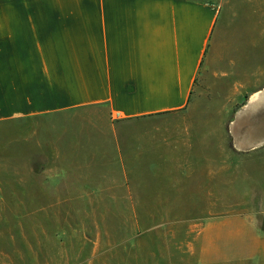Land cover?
<instances>
[{
	"label": "crops",
	"instance_id": "obj_1",
	"mask_svg": "<svg viewBox=\"0 0 264 264\" xmlns=\"http://www.w3.org/2000/svg\"><path fill=\"white\" fill-rule=\"evenodd\" d=\"M206 109L232 111L219 119L233 137L229 199L243 182L252 204V160L264 155L255 149L264 144V0H0V122L56 125L59 142L73 143L52 155L65 165L57 182L82 198L219 205L222 133L206 130ZM146 174L175 179L149 187ZM260 200L259 217L228 230L229 261L205 264H264ZM199 234L219 238V224Z\"/></svg>",
	"mask_w": 264,
	"mask_h": 264
},
{
	"label": "rangeland",
	"instance_id": "obj_2",
	"mask_svg": "<svg viewBox=\"0 0 264 264\" xmlns=\"http://www.w3.org/2000/svg\"><path fill=\"white\" fill-rule=\"evenodd\" d=\"M231 113L222 111L218 118V111L206 109L198 114L210 121L204 126L207 131L220 129L222 133L219 139L214 137L215 149L219 143L221 150L219 205H129L122 204L126 200L121 198H82L72 183L57 182L65 165L62 158L52 155L59 147L63 150L73 143L59 142L62 137H56V125L40 119L18 126H12V120L0 122V264L229 261L228 230L236 225L245 229L243 219L247 215L259 217L262 207L258 204L264 197V155L258 153L252 160V204L245 205L243 182L236 203L231 204L229 199L231 159L227 156L234 150L233 137L223 135L227 126H219V119L222 122ZM62 118L50 120L56 123ZM206 147L210 149V145ZM255 149L264 150V144ZM240 160V175L244 177V158ZM174 179L172 175H141V181L149 187L173 183ZM110 194L120 196L117 191ZM214 222L219 224V238L199 234L212 228ZM243 241L237 244L236 250L241 252L238 260L244 257ZM213 244L216 247L211 248Z\"/></svg>",
	"mask_w": 264,
	"mask_h": 264
}]
</instances>
